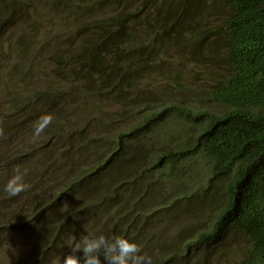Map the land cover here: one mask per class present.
<instances>
[{
    "label": "trees",
    "instance_id": "16d2710c",
    "mask_svg": "<svg viewBox=\"0 0 264 264\" xmlns=\"http://www.w3.org/2000/svg\"><path fill=\"white\" fill-rule=\"evenodd\" d=\"M23 1L0 0V39ZM47 4L73 26L43 88L19 82L30 37L0 40V251L49 264L87 231L152 264H220L226 242L231 264H264V0Z\"/></svg>",
    "mask_w": 264,
    "mask_h": 264
},
{
    "label": "rangeland",
    "instance_id": "374dc122",
    "mask_svg": "<svg viewBox=\"0 0 264 264\" xmlns=\"http://www.w3.org/2000/svg\"><path fill=\"white\" fill-rule=\"evenodd\" d=\"M22 6L18 8V18L15 24L8 29L5 33H2L3 39L6 38L11 41V45H17L18 37L23 33H26L30 38L31 42L28 46L27 52L28 55L25 57V61L31 63L32 71L26 77L24 75L18 80L21 86H26V92L31 93L34 89L43 88L45 84H47V79L49 77H44L43 71H38L40 68H44L49 66L50 68V57L54 52L55 45H60L62 48L64 46H68L69 41L72 38V18L67 14H59L55 12H50V8L47 4V0H24L21 4ZM31 22V23H28ZM34 25V29L32 27ZM35 25L39 28V33H36ZM26 35V36H27ZM74 39V38H73ZM1 59V57H0ZM12 60L8 63L11 64ZM1 62L0 64H2ZM6 63V62H5ZM5 65V64H3ZM2 68L4 66H1ZM7 68V67H6ZM5 68V69H6ZM196 71L188 70V73H193ZM46 76L48 74V70L45 71ZM69 76V74H64L63 77ZM71 77V76H70ZM195 83L199 84L198 76ZM218 111L224 110L223 107H215ZM78 110L75 109L73 112V119L76 120ZM28 115H33V112H30ZM29 117V116H28ZM1 245L4 242H0ZM226 244H230L227 248L223 247L220 253H217L214 257L212 256V261L220 260V264H231L233 259L231 256L223 255L226 250H230L234 247L233 244L226 242ZM5 250L0 251V264H31L28 261V251H24L21 249L18 252V257L15 254L13 256L7 255ZM12 257V258H11ZM35 264H47L43 263H35ZM49 264H57V262L51 261Z\"/></svg>",
    "mask_w": 264,
    "mask_h": 264
},
{
    "label": "clouds",
    "instance_id": "9594fccd",
    "mask_svg": "<svg viewBox=\"0 0 264 264\" xmlns=\"http://www.w3.org/2000/svg\"><path fill=\"white\" fill-rule=\"evenodd\" d=\"M52 120L51 114L40 116L34 123L33 135L39 136ZM26 174L27 169L21 170L19 166H14L12 174L3 185L4 192L9 196L23 192L27 187ZM85 233L75 240L70 251L58 259L57 264H102L101 254L106 264H152V258L142 252L141 246L125 236Z\"/></svg>",
    "mask_w": 264,
    "mask_h": 264
}]
</instances>
